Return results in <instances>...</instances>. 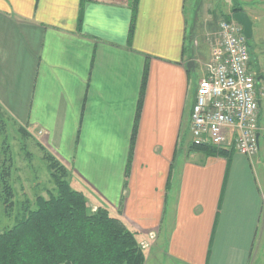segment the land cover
<instances>
[{"label":"crops","instance_id":"1","mask_svg":"<svg viewBox=\"0 0 264 264\" xmlns=\"http://www.w3.org/2000/svg\"><path fill=\"white\" fill-rule=\"evenodd\" d=\"M133 1L0 0V112L69 171L88 207L138 241L155 234L144 264H264V139L251 160L233 146L198 151L191 135L205 36L235 3L254 30L253 0H139L130 37Z\"/></svg>","mask_w":264,"mask_h":264},{"label":"trees","instance_id":"2","mask_svg":"<svg viewBox=\"0 0 264 264\" xmlns=\"http://www.w3.org/2000/svg\"><path fill=\"white\" fill-rule=\"evenodd\" d=\"M138 3L139 0L133 1L130 37L135 29ZM242 11L235 3L231 15L223 18L230 21L232 14ZM146 75L147 72L142 92ZM5 125L0 117V132ZM18 132L29 135L19 125ZM195 149L227 155L226 150L211 147ZM46 159L56 194L49 192L48 198L39 196L35 209L25 207L16 224L0 234V264H144L145 255L137 234L121 219L111 216L107 209L100 207L95 212L90 211L84 194L72 189L69 171L48 152ZM12 171V157L9 150H4L0 152V205L6 212L14 208Z\"/></svg>","mask_w":264,"mask_h":264},{"label":"built area","instance_id":"3","mask_svg":"<svg viewBox=\"0 0 264 264\" xmlns=\"http://www.w3.org/2000/svg\"><path fill=\"white\" fill-rule=\"evenodd\" d=\"M210 37V57L199 80L191 115L194 147L235 150L254 159L264 131L259 125L264 88L258 92V74L243 27L233 18L221 19ZM209 41V39H208ZM153 240L155 234L150 233ZM146 250L147 243L141 244Z\"/></svg>","mask_w":264,"mask_h":264},{"label":"rangeland","instance_id":"4","mask_svg":"<svg viewBox=\"0 0 264 264\" xmlns=\"http://www.w3.org/2000/svg\"><path fill=\"white\" fill-rule=\"evenodd\" d=\"M194 1L198 2L200 5L197 6L202 8L203 0ZM208 1L214 2L217 8H219L221 7V4L224 6V4H227L231 0H205V4H208ZM242 6H245L246 8L247 5L243 2ZM250 6V8L256 11L258 20L254 22V35L253 38L248 41V46L250 51H255V60H253L255 71L260 74H264V1L253 0ZM220 19L221 18L215 20V31L211 32L212 35H215V33L218 32ZM202 22L203 26L208 25L212 22V17H206L202 20ZM209 36H205V40L208 42L210 47ZM200 70L201 67L198 65L196 68V73H194L195 80L201 77ZM0 117L3 118L6 124L3 132H0V152L9 150V154L12 157L13 171L11 182L15 193L14 208L11 212H6L4 207L0 205L1 234L3 231L13 227L16 224V222L23 216L25 207H29L32 210L35 209L36 199L39 196L48 198L49 192L56 194V186L51 177L49 162L46 159V152L48 151L45 150L46 152H44L30 135L26 136L18 132V125H16L9 116L0 112ZM186 142L187 140H185V143ZM257 175L261 190L264 193V180L261 178L260 170L258 171ZM88 208L92 212L97 211V209L94 211L90 207ZM261 230V232L264 233V224ZM150 241V238H145L144 241H139L140 248L143 251H148L151 248V245L149 244ZM144 242L148 245L146 250H144L141 246V244ZM152 264H159V262L158 260L155 261L154 259Z\"/></svg>","mask_w":264,"mask_h":264},{"label":"water","instance_id":"5","mask_svg":"<svg viewBox=\"0 0 264 264\" xmlns=\"http://www.w3.org/2000/svg\"><path fill=\"white\" fill-rule=\"evenodd\" d=\"M233 19L243 27L244 35L249 41L253 38V23L245 12H238L233 14ZM194 68V63L188 64V69Z\"/></svg>","mask_w":264,"mask_h":264}]
</instances>
